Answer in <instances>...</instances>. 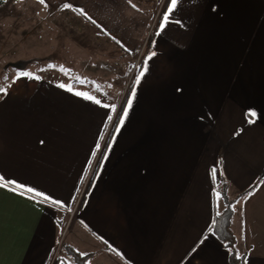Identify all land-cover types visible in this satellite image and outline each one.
<instances>
[{
  "label": "crops",
  "instance_id": "0c3cea01",
  "mask_svg": "<svg viewBox=\"0 0 264 264\" xmlns=\"http://www.w3.org/2000/svg\"><path fill=\"white\" fill-rule=\"evenodd\" d=\"M169 3L44 0L139 65L118 104L33 74L6 86L0 176L49 199L0 187V264H77L65 247L86 264H229L223 194L236 252L264 264V0H179L165 21Z\"/></svg>",
  "mask_w": 264,
  "mask_h": 264
},
{
  "label": "rangeland",
  "instance_id": "374dc122",
  "mask_svg": "<svg viewBox=\"0 0 264 264\" xmlns=\"http://www.w3.org/2000/svg\"><path fill=\"white\" fill-rule=\"evenodd\" d=\"M73 18L63 10L52 12L39 0L1 2L0 95L15 77L29 73L65 84H84L81 93L95 100L118 104L123 99L129 71L139 65L138 57L122 50L90 23L88 27L80 18L79 22Z\"/></svg>",
  "mask_w": 264,
  "mask_h": 264
},
{
  "label": "trees",
  "instance_id": "16d2710c",
  "mask_svg": "<svg viewBox=\"0 0 264 264\" xmlns=\"http://www.w3.org/2000/svg\"><path fill=\"white\" fill-rule=\"evenodd\" d=\"M3 0H0V5ZM99 33L109 38L114 44L120 47L119 44L114 42L107 34L99 30ZM121 48V47H120ZM223 200L225 203V209L222 214L217 215L213 224V232L218 239L224 244L229 251V264H244L243 258H237V252L235 250V239L230 230V220L232 217V203L228 200L225 194H223ZM68 254L74 259L77 264H86L88 259L93 254L79 255L71 249L65 247Z\"/></svg>",
  "mask_w": 264,
  "mask_h": 264
},
{
  "label": "snow or ice",
  "instance_id": "6c2138e0",
  "mask_svg": "<svg viewBox=\"0 0 264 264\" xmlns=\"http://www.w3.org/2000/svg\"><path fill=\"white\" fill-rule=\"evenodd\" d=\"M39 2L43 4L44 3V0H39ZM178 3H179V0H170V3H169L168 8H167V13L164 16V20L165 21H167L169 19V14H171L175 10V8L178 5ZM63 7L64 8H69V7H71V5L64 4ZM162 27H163V25H162ZM143 74L144 73L141 72L138 75V77H137V83H139V79H140L141 76H143ZM22 75H24V76H30L31 74H29V73H23ZM34 78H37L38 79V77H34ZM0 91H3V89L0 88ZM77 95H80V93H77ZM97 103H99V101H97ZM128 104H129V106L131 105V100L128 101ZM127 112H128V109L125 108L124 109V112H123V115L120 117V121H119L120 124H123L124 117L127 115ZM248 115L250 117H255L256 114L254 112H252V113H249ZM116 130L119 131V128H117ZM216 171L217 170L215 168H213L211 170V175H212L213 178H215V176H216ZM9 186H12V190L13 191H15L16 189H20L22 192H27V193L33 194L36 197H42L44 200H48L49 199V197L46 196L44 193L39 192V191L35 190L32 187L25 186L23 184H20V183L14 181V180H6L5 177L0 176V187L7 188ZM251 194L252 193H249V195H251ZM217 196H219V193H217ZM53 203L59 204L60 202L59 201H53ZM218 215H219V213H218ZM236 255H237V258H240V254L239 253H237ZM245 264H247V261L246 260H245Z\"/></svg>",
  "mask_w": 264,
  "mask_h": 264
},
{
  "label": "built area",
  "instance_id": "2783aa9c",
  "mask_svg": "<svg viewBox=\"0 0 264 264\" xmlns=\"http://www.w3.org/2000/svg\"><path fill=\"white\" fill-rule=\"evenodd\" d=\"M81 195H82V190H81L80 194L78 195V198H77L76 202L74 203L73 207L70 210L67 211V218H66V222H65L66 225L64 227V231L67 230L68 224H69L70 220L72 219V217L74 216V214L76 212L77 205H78V202H79V200L81 198Z\"/></svg>",
  "mask_w": 264,
  "mask_h": 264
}]
</instances>
